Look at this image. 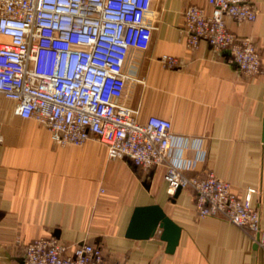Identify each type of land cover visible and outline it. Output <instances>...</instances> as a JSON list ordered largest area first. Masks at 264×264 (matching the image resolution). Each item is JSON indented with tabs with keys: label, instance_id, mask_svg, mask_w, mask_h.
<instances>
[{
	"label": "crops",
	"instance_id": "1",
	"mask_svg": "<svg viewBox=\"0 0 264 264\" xmlns=\"http://www.w3.org/2000/svg\"><path fill=\"white\" fill-rule=\"evenodd\" d=\"M250 1L257 19L226 16V26L250 38L264 63V0ZM189 5L212 11L208 0H154L157 28L148 50H130L122 102L141 122L171 120L178 137L171 161L186 176L213 171L238 194L260 190L253 204L264 237V74H243L228 50L206 41L188 49L183 30ZM164 55L178 63L166 65ZM181 138H188L187 147ZM166 170L111 158L94 136L82 145L55 144L48 128L22 118L15 102L0 96V264H26V245L39 237L91 243L108 264H264V245L242 228L198 216L193 190L183 188L174 198ZM153 204L181 227L173 253L160 228L148 239L127 235L135 209Z\"/></svg>",
	"mask_w": 264,
	"mask_h": 264
},
{
	"label": "built area",
	"instance_id": "2",
	"mask_svg": "<svg viewBox=\"0 0 264 264\" xmlns=\"http://www.w3.org/2000/svg\"><path fill=\"white\" fill-rule=\"evenodd\" d=\"M212 11L185 9L186 47L202 41L230 53V62L247 75H263V59L254 42L230 31L226 16L253 22L258 11L250 0H208ZM154 0H0V95L15 102V113L34 119L58 145H82L91 137L107 145L111 158H130L144 170L166 165L165 179L195 194L200 218L227 220L264 245L260 210L253 204L260 190L236 193L213 171L188 177L171 161L178 137L171 120L123 104L130 79L126 63L133 48L148 50L157 28ZM173 67L178 59L164 55ZM188 138H181L187 147ZM103 191V190H102ZM26 264H108L91 243L66 245L39 237L25 248Z\"/></svg>",
	"mask_w": 264,
	"mask_h": 264
},
{
	"label": "water",
	"instance_id": "3",
	"mask_svg": "<svg viewBox=\"0 0 264 264\" xmlns=\"http://www.w3.org/2000/svg\"><path fill=\"white\" fill-rule=\"evenodd\" d=\"M181 191L182 188L179 187L174 193V198H177ZM159 228L162 229V239L168 242L167 252L173 253L179 244L181 227L165 213L160 205L137 207L127 235L137 239H148L154 236Z\"/></svg>",
	"mask_w": 264,
	"mask_h": 264
},
{
	"label": "rangeland",
	"instance_id": "4",
	"mask_svg": "<svg viewBox=\"0 0 264 264\" xmlns=\"http://www.w3.org/2000/svg\"><path fill=\"white\" fill-rule=\"evenodd\" d=\"M0 96H3V95H0Z\"/></svg>",
	"mask_w": 264,
	"mask_h": 264
}]
</instances>
